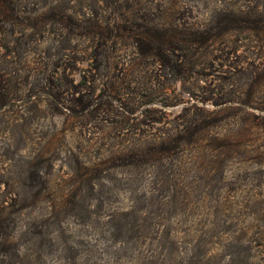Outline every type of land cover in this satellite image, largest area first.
<instances>
[{"label": "rangeland", "instance_id": "1", "mask_svg": "<svg viewBox=\"0 0 264 264\" xmlns=\"http://www.w3.org/2000/svg\"><path fill=\"white\" fill-rule=\"evenodd\" d=\"M0 221V264H264V0H0Z\"/></svg>", "mask_w": 264, "mask_h": 264}, {"label": "trees", "instance_id": "2", "mask_svg": "<svg viewBox=\"0 0 264 264\" xmlns=\"http://www.w3.org/2000/svg\"><path fill=\"white\" fill-rule=\"evenodd\" d=\"M161 145L163 146V142H161ZM161 150H162V147L159 149V151H161ZM137 162H139V161L137 160ZM32 179L33 178L31 177V174L28 173V175L26 177V181L28 182V181H31ZM30 202L32 203V200H31V196H29L28 194H25L24 196H22L18 200V203H20V204H22L24 206H27ZM126 216H127V214H123V217H126ZM128 230L129 229L126 227L124 233H126ZM3 231H4V225H3V222L0 221V246L4 245L5 244V240H6V237L3 236Z\"/></svg>", "mask_w": 264, "mask_h": 264}]
</instances>
